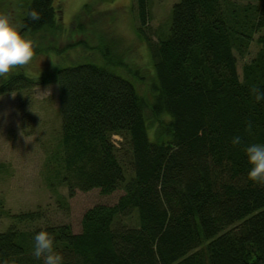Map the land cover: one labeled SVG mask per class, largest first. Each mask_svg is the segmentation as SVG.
I'll return each instance as SVG.
<instances>
[{
    "label": "trees",
    "instance_id": "16d2710c",
    "mask_svg": "<svg viewBox=\"0 0 264 264\" xmlns=\"http://www.w3.org/2000/svg\"><path fill=\"white\" fill-rule=\"evenodd\" d=\"M53 2L30 0L23 33L56 28ZM134 2L143 37L147 0ZM33 10L38 20L29 18ZM87 11L74 20L79 30ZM254 42L258 51L239 74L238 58ZM150 54L153 110L168 117L158 120V141L148 135L146 101L112 66L81 63L1 82L0 95L57 86L60 139L47 157L49 188L64 187L70 198L76 190L123 195L87 210L76 234L67 224L0 232V264H43L32 255L40 231L53 237L63 264H264V187L247 181L245 153L264 144V100L251 93L264 92V0H178ZM236 136L242 143L234 146ZM10 217L31 222L39 212Z\"/></svg>",
    "mask_w": 264,
    "mask_h": 264
},
{
    "label": "rangeland",
    "instance_id": "374dc122",
    "mask_svg": "<svg viewBox=\"0 0 264 264\" xmlns=\"http://www.w3.org/2000/svg\"><path fill=\"white\" fill-rule=\"evenodd\" d=\"M29 2L0 0V13L10 16L16 26ZM177 2L147 0L148 16L141 37L134 0H54L59 11L56 28L33 35L23 33L33 41L35 55L29 65L14 69L9 75L23 72L26 77L35 78L81 63L112 66L146 101L148 135L158 141V120L167 121L168 117L153 110L157 94L150 46L155 48L165 36ZM85 6H89V11L82 15L83 28L79 30L74 20ZM257 51L254 42L247 56L238 58L239 74ZM7 77H0V83ZM58 103L54 84L0 95V232L13 227L28 233L67 224L76 234L87 210L97 205H114L123 195L121 190L110 195L97 189L86 193L76 190L70 198L64 187L57 185L55 191L49 188L47 157L58 148L60 139ZM113 141L117 144L120 139L113 137ZM37 210L39 217L31 222L19 223L10 217Z\"/></svg>",
    "mask_w": 264,
    "mask_h": 264
},
{
    "label": "clouds",
    "instance_id": "9594fccd",
    "mask_svg": "<svg viewBox=\"0 0 264 264\" xmlns=\"http://www.w3.org/2000/svg\"><path fill=\"white\" fill-rule=\"evenodd\" d=\"M32 20H38L39 14L34 10L29 14ZM35 55L33 41L27 39L12 23L10 16L0 13V77H7L14 69L24 68L31 63ZM251 93L256 101L264 100V92L253 86ZM246 131L251 133L253 125L246 121ZM242 139L236 136L232 144L240 145ZM247 163L250 170L247 181L264 187V144H251L245 147ZM32 255L43 264H63V257L55 250L54 239L47 231H40L34 237ZM3 264H7L6 261Z\"/></svg>",
    "mask_w": 264,
    "mask_h": 264
},
{
    "label": "flooded vegetation",
    "instance_id": "af4514ba",
    "mask_svg": "<svg viewBox=\"0 0 264 264\" xmlns=\"http://www.w3.org/2000/svg\"><path fill=\"white\" fill-rule=\"evenodd\" d=\"M16 27H17V29L22 33V35H23V28H22V25H21V20H20V23H17L16 24ZM18 74H20V76H22L23 77V72H14V74H11V75H9L7 78H9L10 76H13V75H18ZM6 78V79H7ZM5 80V79H4ZM2 82V81H1ZM1 84V83H0ZM23 91V90H22ZM11 94V93H10Z\"/></svg>",
    "mask_w": 264,
    "mask_h": 264
}]
</instances>
